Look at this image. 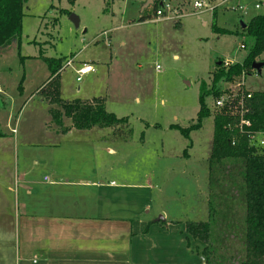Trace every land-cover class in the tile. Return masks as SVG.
<instances>
[{"label":"rangeland","instance_id":"rangeland-1","mask_svg":"<svg viewBox=\"0 0 264 264\" xmlns=\"http://www.w3.org/2000/svg\"><path fill=\"white\" fill-rule=\"evenodd\" d=\"M109 1L75 0L73 5L68 0L25 1L18 38L0 48V171L11 173L17 165V187L20 179L44 183V176L52 181L74 180L82 177L75 171L78 165L92 164L90 144L85 139L92 142L99 132H110V137L120 140L129 135L133 143L123 145L125 151L115 162L130 161L135 182L156 184L161 190L156 197H161L164 210L170 211L173 219L205 222L208 208L203 193L215 98L206 99L211 116L190 133V141L169 126L195 123L200 84L210 83L217 61L233 64L244 59L247 51L240 48L244 40L239 21L247 23L264 14L263 7L254 8L264 0H205L213 8L211 13L195 10L194 0H160V17L154 16L151 6L141 12L146 0ZM60 11L74 14L79 27ZM143 14L150 19L138 22ZM213 22L239 34H215ZM40 56L63 59L61 100H103L107 112L127 117L128 123L104 130L94 128L91 133L71 130L70 135L62 134L72 123L69 118H63L61 124L51 120L50 109L62 108L47 98L51 89L44 84L50 74ZM259 60L264 63V53ZM82 64L90 65L92 71L76 83L75 71ZM243 84L245 91L264 92V67L259 75L245 77ZM185 149L187 158L183 156ZM58 165H63L66 174L56 171ZM231 165L222 163L227 179L219 180L238 181ZM209 193L215 218L213 259L219 264H239L244 256L242 197L223 182ZM6 233L0 226V238L6 240ZM194 244L199 245L192 241L193 249ZM12 253L5 254L4 261L13 262Z\"/></svg>","mask_w":264,"mask_h":264},{"label":"crops","instance_id":"crops-1","mask_svg":"<svg viewBox=\"0 0 264 264\" xmlns=\"http://www.w3.org/2000/svg\"><path fill=\"white\" fill-rule=\"evenodd\" d=\"M110 134L84 140L92 164L78 165L82 177L74 180L44 176V183L20 179L17 187V165L11 173L0 171V226L8 237L0 238V264H205L202 243L188 236L187 221L164 210L159 187L135 182L130 161L115 162L133 141ZM62 170L56 166L66 174ZM207 188L206 182V207ZM192 241L199 244L194 249ZM10 252L13 262L4 261Z\"/></svg>","mask_w":264,"mask_h":264},{"label":"trees","instance_id":"trees-1","mask_svg":"<svg viewBox=\"0 0 264 264\" xmlns=\"http://www.w3.org/2000/svg\"><path fill=\"white\" fill-rule=\"evenodd\" d=\"M26 0H0V48L6 47L13 40L18 38L21 22L23 18V8ZM73 5L75 0H68ZM106 0V4H109ZM160 8L155 3L151 8L155 12ZM60 14L69 12L60 11ZM150 19V16L143 14L138 18V22H144ZM57 20V19H56ZM57 22V21H56ZM244 29H241V36L244 40L240 48L247 51L241 62L233 64H224L223 61H217L215 69L211 74L210 83L207 85L202 82L199 87L198 112L195 123L188 127H180L176 124L170 125L171 130L177 131L182 137L190 141V133L201 128L202 121L209 118L211 113L206 105L207 98H218L225 91V84L238 82L255 71L252 64L260 62L259 57L264 53V14L252 17ZM211 30L220 35H238V32H232L223 28H218L214 24ZM41 60L47 66L49 79L44 86H50L48 97L50 102L58 104L61 110L50 109V117L56 124H61L63 118H69L72 128L76 130H90L91 128H111L128 123L127 117H116L113 113L107 112L104 107V101L92 98L90 101H81L75 99L66 102L60 99L59 76L62 69L63 59L46 58L40 56ZM219 63V64H218ZM259 73V72H257ZM21 93V86L18 87ZM245 92V91H244ZM247 112L243 116L244 120L251 123V131L264 132V92H252L250 98H245ZM146 127L149 125L146 123ZM239 118L230 116L225 110L217 111L213 115V134L211 141V152L207 161V197L208 218L205 222L187 221L185 231L188 236L202 243L201 251L205 264H219L213 259L214 239L211 237L215 218L213 211V198L209 189H214L216 184L221 187H231L236 189L241 195L245 217H244V256L239 264H264V151L258 152L251 147L244 133L238 131ZM156 126V125H155ZM68 129H63L62 133ZM247 129L243 128V131ZM129 131H131L129 129ZM128 131V133H129ZM143 135V134H142ZM129 139V135L121 140ZM232 139L235 145H231ZM190 144H188V147ZM184 150V155L187 154ZM223 162L232 164L236 169L238 181L227 182L219 180L218 177L226 178L221 171ZM235 165V166H234ZM233 173H230V177ZM227 179V178H226ZM239 188V189H238Z\"/></svg>","mask_w":264,"mask_h":264},{"label":"built area","instance_id":"built-area-1","mask_svg":"<svg viewBox=\"0 0 264 264\" xmlns=\"http://www.w3.org/2000/svg\"><path fill=\"white\" fill-rule=\"evenodd\" d=\"M224 3H227V1H225ZM262 7L264 8V3H257L254 5V8L256 10L261 9ZM193 8L199 12H203L204 9H207L210 13L213 9L205 0H194ZM239 10L245 11L244 9L240 8ZM167 12L170 14L178 13L176 10H174L173 12H170V10H168ZM161 15L162 11L158 9L155 12V17H160ZM69 64L70 61H67L66 65ZM158 70L159 67L156 66V71ZM91 71L92 68L90 65L82 64L81 67L75 71V82L80 83L82 78ZM253 74L259 75L260 72L257 73L255 71ZM244 79L245 78L243 77L238 82L236 81L233 83L225 84V91L218 98L214 99L212 108L217 111L226 109L230 116H237L239 118L238 131L240 133H244V135L246 136V140L251 147L255 148L258 152H261L264 151V132L249 130L251 129V123L248 120L243 119V116L247 112L245 98H250L251 96V92L245 91L243 89ZM243 128L247 130L243 131ZM12 132H15V130H12ZM231 145H235L234 139H232ZM45 181H48V179L45 178Z\"/></svg>","mask_w":264,"mask_h":264},{"label":"water","instance_id":"water-1","mask_svg":"<svg viewBox=\"0 0 264 264\" xmlns=\"http://www.w3.org/2000/svg\"><path fill=\"white\" fill-rule=\"evenodd\" d=\"M155 3H158L159 5L161 4L160 0H146V2L141 7V12H142V10L147 9L150 6L153 7V5ZM69 21L74 25L75 28L79 27V20L74 14L69 15ZM239 24H240L241 29H244L246 26V24L244 22H242L241 20L239 21ZM14 41L15 40H13L12 42H14ZM263 67H264V63H262V62H255L252 64V69L256 72H260V70ZM0 104H1V100H0Z\"/></svg>","mask_w":264,"mask_h":264}]
</instances>
